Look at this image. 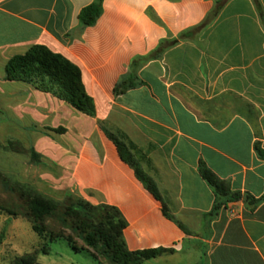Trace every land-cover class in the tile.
<instances>
[{
	"label": "crops",
	"instance_id": "0c3cea01",
	"mask_svg": "<svg viewBox=\"0 0 264 264\" xmlns=\"http://www.w3.org/2000/svg\"><path fill=\"white\" fill-rule=\"evenodd\" d=\"M222 0L207 27L157 59L132 67L162 40L200 25L215 0H102L91 27L78 14L93 0H0V110L62 167L67 191L116 207L129 251L171 248L149 264H264V200L228 203L208 221L214 194L204 164L232 191L264 193V0ZM43 46L78 67L95 116L50 94L4 80L7 62ZM138 85L115 96L122 78ZM27 125V126H26ZM122 133L161 202L121 161L103 130ZM63 127V134L48 129ZM144 263V262H143Z\"/></svg>",
	"mask_w": 264,
	"mask_h": 264
},
{
	"label": "trees",
	"instance_id": "16d2710c",
	"mask_svg": "<svg viewBox=\"0 0 264 264\" xmlns=\"http://www.w3.org/2000/svg\"><path fill=\"white\" fill-rule=\"evenodd\" d=\"M215 2L216 7L200 25L180 33L176 38L162 40L148 55L133 59L132 67L157 59L179 41L188 39L207 27L219 11L222 0H215ZM254 2L260 10L258 1L254 0ZM101 14L102 0H93L79 12L78 23L82 27H91ZM134 79L135 76L132 75L122 78L114 86L113 94L115 96L123 94L138 85ZM4 80L28 84L39 92L52 95L86 116H95L93 100L85 92L78 67L43 46H33L25 54L12 57L5 66ZM100 126L116 147L121 161L134 171L137 180L155 200L161 202L163 215L185 231L182 224L169 214L154 181L142 171L135 158L133 144L122 133H112L102 125ZM48 130L56 134L65 132L63 127ZM10 147H13L10 142L0 145L4 151L12 149ZM254 148L257 156L264 160V150L260 148L259 144H255ZM27 152L31 163L35 165L41 163V155L33 148H29ZM199 174L211 188L215 197L212 210L207 214L208 221L215 218L219 210L228 203L242 200L252 210L264 200V193L256 199L249 194L232 191L227 182L218 179L202 163L199 165ZM0 189L8 198L0 201V210L9 215L21 216L26 219L33 232L46 242L43 247L45 253L48 251V243L57 240H64L72 250L83 251L97 262H99L98 256H104L111 264H142L144 261L154 259L162 254L173 253V249L161 247L129 251L123 240V231L127 223L116 207L106 204L92 205L70 192H67L61 201H56L28 185L9 183L1 173ZM74 239L80 241L83 246H77ZM88 249L96 252L97 256ZM15 264L38 263L35 261L34 255L26 254L19 258Z\"/></svg>",
	"mask_w": 264,
	"mask_h": 264
},
{
	"label": "rangeland",
	"instance_id": "374dc122",
	"mask_svg": "<svg viewBox=\"0 0 264 264\" xmlns=\"http://www.w3.org/2000/svg\"><path fill=\"white\" fill-rule=\"evenodd\" d=\"M27 131V128L24 131L22 124H16L13 117L4 115L0 110V145L10 142L13 146L7 151L0 148V173L11 184L28 185L51 199L61 201L69 192L62 179V173L65 175V172L44 153L53 134L43 133L45 137L41 140H31ZM29 148L41 155L40 164L30 162L27 152ZM7 199L0 189V201ZM74 241L77 246H83L77 239ZM45 244L46 242L33 232L26 219L0 210V264H15L26 254L34 255L38 264H111L104 256H98L97 262L83 251L72 250L64 240L48 243L46 253L43 251ZM88 250L94 255L97 254L91 249ZM142 264L149 263L144 261Z\"/></svg>",
	"mask_w": 264,
	"mask_h": 264
}]
</instances>
